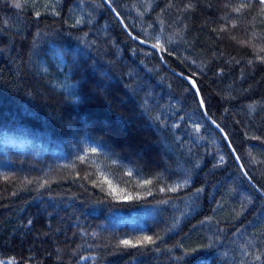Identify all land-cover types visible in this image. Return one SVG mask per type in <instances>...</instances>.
I'll list each match as a JSON object with an SVG mask.
<instances>
[{"label": "trees", "instance_id": "trees-1", "mask_svg": "<svg viewBox=\"0 0 264 264\" xmlns=\"http://www.w3.org/2000/svg\"><path fill=\"white\" fill-rule=\"evenodd\" d=\"M108 1L159 53L102 0H0V261L264 264V4Z\"/></svg>", "mask_w": 264, "mask_h": 264}, {"label": "bare ground", "instance_id": "bare-ground-1", "mask_svg": "<svg viewBox=\"0 0 264 264\" xmlns=\"http://www.w3.org/2000/svg\"><path fill=\"white\" fill-rule=\"evenodd\" d=\"M103 2V1H102ZM104 3V2H103ZM110 3V2H109ZM105 4V3H104ZM111 4V3H110ZM106 5V4H105ZM112 6V5H111ZM113 7V6H112ZM114 8V7H113ZM115 10V9H114ZM111 11V10H110ZM116 11V10H115ZM112 12V11H111ZM114 15V14H113ZM120 16V15H119ZM121 20H122V18H121ZM119 22V21H118ZM122 22H123V20H122ZM123 24H124V22H123ZM121 25V24H120ZM124 27L127 29V31L128 32H130L129 31V29L125 26V24H124ZM123 28V27H122ZM124 29V28H123ZM124 31H125V29H124ZM126 32V31H125ZM127 33V32H126ZM131 33V32H130ZM128 34V33H127ZM132 34V33H131ZM129 35V34H128ZM134 35V34H133ZM130 36V35H129ZM135 36V35H134ZM131 37V36H130ZM137 37V36H136ZM132 38V37H131ZM137 38H140V37H137ZM140 39H142V38H140ZM136 40V39H135ZM143 40V39H142ZM145 41V40H144ZM139 42V41H138ZM145 42H147V41H145ZM141 43V42H140ZM148 44H150L149 42H147ZM143 44V43H142ZM144 45H146V44H144ZM152 45V44H151ZM147 46H149V45H147ZM151 47V46H150ZM155 47V46H154ZM152 48V47H151ZM156 48V47H155ZM154 49V48H153ZM157 49V48H156ZM155 50V49H154ZM158 53H159V51L158 50H156ZM160 58H162L161 56H160ZM162 60V59H161ZM164 62V61H163ZM166 67H167V69L170 71V72H172L173 74H175V75H177L178 77H180V78H182L183 80H185L186 82H188L189 83V81L187 80V78H191L190 76H188V75H186V74H184V73H181V72H179V71H177V70H175V69H172V68H170L167 64L165 65ZM191 79H193V78H191ZM194 80V79H193ZM195 81V80H194ZM196 83V82H195ZM190 84V83H189ZM191 85V84H190ZM192 86V85H191ZM196 86H197V84H196ZM193 87V86H192ZM193 89H194V87H193ZM197 89H198V87H197ZM195 90V89H194ZM198 92H199V90H198ZM195 93H196V91H195ZM199 95H200V92H199ZM196 96H197V93H196ZM197 100H198V103H199V106H200V108H201V111H202V113H203V115L206 117H209L210 118V120L213 122V123H215L218 127H219V129L221 130V132L207 119V117H206V119L210 122V124L216 129V131L220 134V136L222 137V139H223V141L225 142V144H226V146H227V148H228V150H229V152H230V154L232 155V157H233V153H232V150H234V152H235V154L237 155V153H236V151H235V149H234V147H233V145L231 144V141L229 140V137L227 136V134H226V132L223 130V128L215 121V120H213L207 113H206V110H205V108H204V105H203V102H202V98H201V95H200V101H199V99H198V97H197ZM224 135H223V134ZM233 159H234V157H233ZM235 161V160H234ZM236 163V162H235ZM242 164V163H241ZM236 165H237V163H236ZM238 166V165H237ZM243 166V165H242ZM239 168V167H238ZM240 169V168H239ZM241 171V170H240Z\"/></svg>", "mask_w": 264, "mask_h": 264}, {"label": "water", "instance_id": "water-1", "mask_svg": "<svg viewBox=\"0 0 264 264\" xmlns=\"http://www.w3.org/2000/svg\"><path fill=\"white\" fill-rule=\"evenodd\" d=\"M106 6L112 11V13L114 14V16L116 17V19L119 21V23L121 24V26L125 29V31L133 38V39H136L137 41L143 43V44H146V45H149L151 46L152 48H154L155 50H157L153 45L151 44H148L147 42H145L144 40L140 39V38H137L136 36H134L133 34H131L130 32L127 31V29L124 27V24L121 20V17L119 16V14L114 10V8L111 6V4L109 3L108 0H102ZM162 59V58H161ZM163 61V59H162ZM187 80L189 81V83L194 87L196 93H197V97L200 101V95H199V92H198V89H197V86H196V83L193 79L191 78H187ZM207 117V116H206ZM207 119L221 132V130L219 129V127L213 123L209 117H207ZM223 134V133H222ZM224 135V134H223ZM232 153H233V157H234V160L235 162L237 163L238 167L240 168L242 174L244 175V177L257 189V187L255 186V184L252 182V180L249 178V176L247 175V173L245 172L242 164H241V161L239 160L238 156L235 154L234 150H232ZM258 191L264 196V194L258 189Z\"/></svg>", "mask_w": 264, "mask_h": 264}, {"label": "rangeland", "instance_id": "rangeland-1", "mask_svg": "<svg viewBox=\"0 0 264 264\" xmlns=\"http://www.w3.org/2000/svg\"><path fill=\"white\" fill-rule=\"evenodd\" d=\"M2 141L6 142V143H9V144H13V145H21L24 142V139L23 138H15V137L4 135L2 137ZM142 214L143 213H141L140 216H142ZM135 217H136V215L132 214L129 218L135 219Z\"/></svg>", "mask_w": 264, "mask_h": 264}, {"label": "snow or ice", "instance_id": "snow-or-ice-1", "mask_svg": "<svg viewBox=\"0 0 264 264\" xmlns=\"http://www.w3.org/2000/svg\"><path fill=\"white\" fill-rule=\"evenodd\" d=\"M260 3H261V4H264V0H260ZM16 6L19 7V4H17ZM237 10H239V9H237ZM92 151H95V149H93ZM143 239H144V240H147V241H151V240H152L151 237H144ZM122 243L125 244V245H129V244H131L132 242H131V241H128V240H125V241H122ZM0 264H3V262L0 261Z\"/></svg>", "mask_w": 264, "mask_h": 264}]
</instances>
